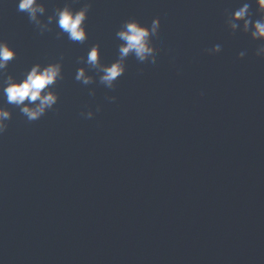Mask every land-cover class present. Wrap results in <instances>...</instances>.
<instances>
[{"label":"water","instance_id":"1","mask_svg":"<svg viewBox=\"0 0 264 264\" xmlns=\"http://www.w3.org/2000/svg\"><path fill=\"white\" fill-rule=\"evenodd\" d=\"M17 2L0 0L7 73L60 62L63 79L37 121L0 93V264H264V58L225 26L245 2L258 19L255 0H41L45 22L90 3L84 43L41 35ZM157 17L155 65L130 56L115 90L76 81L91 47L110 65L121 25Z\"/></svg>","mask_w":264,"mask_h":264},{"label":"clouds","instance_id":"2","mask_svg":"<svg viewBox=\"0 0 264 264\" xmlns=\"http://www.w3.org/2000/svg\"><path fill=\"white\" fill-rule=\"evenodd\" d=\"M79 2V0H73ZM256 15L254 19L250 12V4L245 2L230 15L227 14L226 28L232 34L237 31L248 36L253 42H260L261 46L256 50V56L264 58V0H255ZM91 8L90 3H85L79 10H74L71 3H65L63 7L55 8L53 14L47 15L45 22L40 17L47 13V8L41 0H18L17 11L27 14L29 22L34 24L41 35L51 32V25L55 24L60 31L57 38L67 35L72 42L84 43L88 36L86 21ZM160 29L159 17L152 20L150 27L143 26L136 19L126 20L116 32V37L121 41L118 48V59L110 65L101 62L99 44L91 47L87 53V59L78 58V63H86L88 68L77 69L75 79L87 86L95 82L93 76L88 74L94 70L99 77V84L107 89L115 90L117 80L126 72V61L134 56L140 63L149 65L156 64L158 50L153 45V38L158 37ZM221 52V45L216 44L207 50L209 55H217ZM246 52L241 51L237 57L243 60ZM16 58L15 51L9 45L0 41V93L5 103L14 105L27 118L29 122L42 118L49 110L58 103L59 97L53 88L63 79L62 63H49L42 65L34 64L24 77L17 80L16 77L7 73L9 63ZM63 59V57H61ZM90 96H95V90H89ZM109 102H115L116 96H108ZM27 102V103H26ZM101 107H96V112ZM85 119L94 118L95 113L91 110L81 112ZM12 113L6 107H0V136L8 129L7 121L11 120Z\"/></svg>","mask_w":264,"mask_h":264}]
</instances>
